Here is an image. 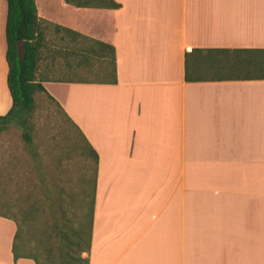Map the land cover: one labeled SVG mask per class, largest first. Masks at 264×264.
Returning <instances> with one entry per match:
<instances>
[{"label":"crops","instance_id":"0c3cea01","mask_svg":"<svg viewBox=\"0 0 264 264\" xmlns=\"http://www.w3.org/2000/svg\"><path fill=\"white\" fill-rule=\"evenodd\" d=\"M114 1L34 0L57 51L76 43L54 25L114 49V83L65 75L69 57L63 75L37 70L97 156L87 264H264V78L216 79L192 51L264 49V0ZM5 13L0 0V115ZM14 232L0 214V264H35L14 259Z\"/></svg>","mask_w":264,"mask_h":264},{"label":"trees","instance_id":"16d2710c","mask_svg":"<svg viewBox=\"0 0 264 264\" xmlns=\"http://www.w3.org/2000/svg\"><path fill=\"white\" fill-rule=\"evenodd\" d=\"M75 7H96L114 9L119 4L114 0H63ZM6 13L4 24L5 36V61L7 66L5 83L10 95V106L4 114L0 115V131L9 124H14L20 129L22 140L29 144L32 140L31 115L35 107L34 94L43 93L62 112L59 105L46 93L41 85L40 77L37 78L38 62L41 49L44 47V28L46 21L38 18L34 0H5ZM43 22H45L43 24ZM45 25V26H44ZM55 29H61L64 33H71L77 40L74 48L64 51L65 54H75L76 67L89 66L90 60L100 62L101 75L96 82L114 83V49L113 46L64 27L54 25ZM73 39V38H72ZM195 53L212 55V65L216 70V79L223 78H264V49H193ZM92 62V64L94 63ZM211 64L208 62V65ZM184 77L188 76L187 54L184 55ZM63 113V112H62ZM65 119L72 125L83 141V149L93 160V176L91 191L87 207V218L71 221L63 215L62 204L52 195L46 185H41L40 197L33 201L28 208L30 220L35 213H40L42 222L48 225L39 235L50 239L56 238L53 243L43 246V256L38 257L32 249H26L28 244L22 237V225L25 212L20 211L19 219L2 214L11 219L15 224V232L11 244V252L14 259L17 257H30L35 264H87V257H82V252L88 253L90 243V226L93 212V192L96 172L97 156L94 150L86 142L81 132L70 119L63 113ZM81 151V150H80ZM33 230V229H31ZM50 231L47 233L46 231Z\"/></svg>","mask_w":264,"mask_h":264},{"label":"rangeland","instance_id":"374dc122","mask_svg":"<svg viewBox=\"0 0 264 264\" xmlns=\"http://www.w3.org/2000/svg\"><path fill=\"white\" fill-rule=\"evenodd\" d=\"M45 24L38 70L51 77L60 76L64 74L61 73L64 59L69 57L76 61L78 57L57 51L59 43L54 38L53 27L48 22ZM65 75L95 79L101 75L100 62L87 68L76 67ZM33 96L31 142L25 143L20 129L12 123L0 131V214L18 220L20 211L25 212L26 216L21 214L24 218L22 237L28 243L26 249H32L40 257L43 246L55 242L56 238L46 239L39 235L49 227L42 222L40 213H35L30 220L29 205L40 197L41 185H46L50 195L61 202L67 219L72 222L86 219L93 160L60 109L43 93L36 92ZM80 255L85 257L84 252Z\"/></svg>","mask_w":264,"mask_h":264}]
</instances>
